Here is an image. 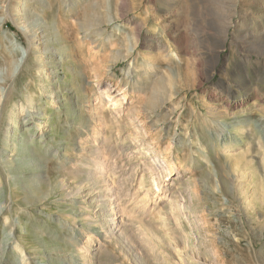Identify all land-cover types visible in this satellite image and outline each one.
I'll return each mask as SVG.
<instances>
[{
    "label": "rangeland",
    "instance_id": "obj_1",
    "mask_svg": "<svg viewBox=\"0 0 264 264\" xmlns=\"http://www.w3.org/2000/svg\"><path fill=\"white\" fill-rule=\"evenodd\" d=\"M26 1L38 49L58 34L45 28L61 30L43 72L54 65L49 87L59 99L44 95L42 105L55 146L41 149L49 182L4 174L0 264L22 262L15 243L23 264H132L124 245L144 264H264V117L256 111L264 106V0ZM16 2L0 0V93L12 86L2 80L8 65L17 78L0 105V138L20 93L39 92L29 55L36 42L17 24ZM248 123L253 130L239 137ZM96 147L103 151L91 165ZM81 183L88 186L74 193ZM108 189L119 211L114 236L99 207Z\"/></svg>",
    "mask_w": 264,
    "mask_h": 264
},
{
    "label": "bare ground",
    "instance_id": "obj_2",
    "mask_svg": "<svg viewBox=\"0 0 264 264\" xmlns=\"http://www.w3.org/2000/svg\"><path fill=\"white\" fill-rule=\"evenodd\" d=\"M16 4L17 5L15 9L17 10L15 11V20H17V24L23 25L22 28H23L24 33H26L28 36L27 38H28L29 43L33 44L34 42H36L34 45L35 48L33 50H29V55L31 54L34 56L33 62L35 65L34 68L37 70V75L35 78H33V82L39 92H38V99L37 97L27 93L26 91L21 92L20 93L21 100L19 101V104H17L18 105L17 110H16L17 112L15 113L14 112L15 110H11L9 113H7L9 124L11 123V126H10L11 130L9 131V127H6L2 131L3 136L0 138V144L3 147V150L0 151V166H2L1 171H0V185H2L3 180H6L4 177V174L6 176L14 175L15 172L18 173V177H15V180H18V178L22 177V179L20 180L21 183L22 181L23 182L25 181V182H32L34 185H39L43 181L44 182L48 181L46 176L49 174V166L51 164L50 163L51 160L44 162V159L40 157V156L45 155L44 152H41V149L45 148V146H46V149H48L47 147H50V143H51L46 140L47 138L45 136L46 135V131H45L46 119L48 118V115L46 114V106L42 105V101H43L44 95L45 96L47 95V97L49 98L51 97V98L59 99L58 96L54 95V93L56 92V89L51 90L49 87L50 86L49 82L50 80H52L51 74L55 72V68L52 67L54 65L51 66L48 75H45V76L43 75V72L47 71L46 65L50 64L52 59H56L57 57L56 54H58V52H48L47 51L48 52L47 53L46 47L50 48V45H49L50 42L52 46H55V44L57 43V40L62 39V35H61V30L57 26V23L54 22L53 25L49 26L48 28H45L44 31H48L49 29H52L53 27H55L57 29L56 31H58V34H55V37H53L51 34L47 36V38L43 37L44 38L43 42H45L46 46L43 49L42 48L38 49L37 46L39 45V43L37 42L40 40L41 37L39 38V33H37L36 31L38 29L39 23H36V21H34L31 17L27 16L28 13L25 10L26 4H27L26 0H23L21 3H19L17 0ZM57 46H60V45L57 44ZM68 50H69L68 45H64L63 47H60L59 49V53H65V59L63 61L64 65L62 66V69L66 68L67 66L66 63L70 57V52ZM11 70H12L11 66L8 65L6 67V76H3L2 78V80L5 83L9 81L12 84V86L10 84L11 88L6 90L5 92L2 91L0 93V105L4 104L11 90H16L14 84L17 78L13 76ZM46 103L49 108L50 107V105H48L49 102H46ZM12 106L13 105L10 104V107ZM54 107H55V104H54ZM59 109L60 108H56V111H58ZM211 111L215 113L214 112L215 109L211 108ZM256 111L258 115L264 117V106L257 108ZM222 113L223 112H221L220 114V112L216 111V114H219V116L217 117H220V115H223ZM67 114H70V113H67ZM20 115H24L23 116L24 121H22L21 124H25L23 125V127H25V130L23 133H20V135L16 136L15 132L18 129V124H19L17 120ZM213 116H216V115H213ZM249 123L247 125L245 124H243V126L241 125V128H237V130L240 132V133H237L239 137L241 133L242 134L244 133V131L245 132L249 131V129L253 130L252 129L253 127L251 128ZM259 124H257V126L261 127ZM228 126L230 127V125ZM117 128H120L119 124L117 125ZM112 129H113L112 125L105 126L106 132H111ZM257 129L258 130L254 128L255 132L259 135L260 128H257ZM17 138H19V140H17ZM106 140H107V137L106 135H104L102 141L105 142ZM53 141L54 142H52L51 145L55 146V140L53 139ZM234 141H237V139ZM239 141L241 140L239 139ZM56 151L58 150L56 149ZM56 151H55V154L52 155V157L54 158L58 156V153H56ZM102 151H101V148L99 147H96L93 150L91 165L97 163V160H99V158L101 157ZM225 156L227 158L228 154ZM157 158H158L157 156L153 158V161L157 160ZM44 163H45V166H43L44 168H41V165ZM166 167L168 166L166 165ZM87 173L89 174L88 182L93 181V184L98 183V180L93 174V172L87 171ZM231 179L233 180L236 178L232 177ZM241 179H244V177H241ZM87 184L85 185H82V183L81 185L74 184L73 187L75 188V191H76L74 193L77 194V193L82 192V190H84L88 186ZM154 186L157 187V184L155 182H154ZM55 187L57 188L61 186L57 183ZM0 193L2 194V190H0ZM245 193H246V190H245ZM47 194H50V193H47ZM190 196H192L191 192H190ZM2 207L3 206H1L0 210L2 209ZM99 207L101 208L100 211L102 212L101 214L103 215L102 218L104 220L103 225H104L105 230L107 229L108 234H111L114 236L115 233L113 231L115 229L112 226L114 225L113 222L117 221L118 219L119 211H118L116 202L114 201L113 193L111 192L110 189H108V198L106 197L102 198L100 201ZM194 213H196V211H194ZM173 218L177 221L178 224H181L179 220L181 216L178 215L177 212L173 214ZM104 235H107V234L105 233ZM176 236L178 238L177 231H176ZM12 248L16 250L18 253H20L18 258L19 260L22 261L20 264H23V261L26 257L25 255L22 254V250L19 247V245L15 243L12 245ZM122 248L126 254L129 253V258L132 264H144L142 263L138 255L131 254L129 252L130 247L124 245Z\"/></svg>",
    "mask_w": 264,
    "mask_h": 264
}]
</instances>
